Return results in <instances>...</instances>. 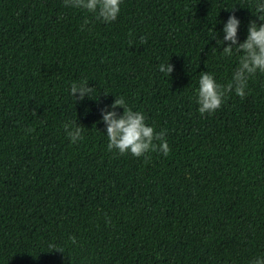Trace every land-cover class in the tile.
<instances>
[{
	"label": "trees",
	"instance_id": "obj_1",
	"mask_svg": "<svg viewBox=\"0 0 264 264\" xmlns=\"http://www.w3.org/2000/svg\"><path fill=\"white\" fill-rule=\"evenodd\" d=\"M250 3L123 0L103 24L62 0H0V264H249L264 253V74L211 115L194 97L201 71L230 78L235 58L212 35L235 11L242 42L262 22ZM167 62L170 76L158 71ZM82 80L95 98L69 94ZM114 94L167 129V156L107 149L100 110ZM68 120L82 142L65 136Z\"/></svg>",
	"mask_w": 264,
	"mask_h": 264
},
{
	"label": "clouds",
	"instance_id": "obj_2",
	"mask_svg": "<svg viewBox=\"0 0 264 264\" xmlns=\"http://www.w3.org/2000/svg\"><path fill=\"white\" fill-rule=\"evenodd\" d=\"M65 7L81 10L91 14L95 21L103 24H111L119 17L123 0H62ZM235 9V7L231 8ZM249 9L258 17L247 24L246 38L241 42L239 30L240 18L231 11L226 21H222V28L214 31L212 39L218 45H222L221 55L225 58H235V67L226 83H221L216 76L209 71H201L196 79L194 90L197 111L200 115H211L222 107L229 95L234 94L244 99L249 94V82L258 74H264V0H251ZM81 31H91L90 22L85 19L80 25ZM222 33L221 38H217ZM146 43L144 37L140 38ZM131 43V42H130ZM158 71L170 76L174 66L160 63ZM94 87L88 85L87 80L73 82L69 94L77 101L93 96ZM78 94V95H77ZM107 94V93H106ZM111 104L101 108L100 121L104 124L107 137V149L116 151L120 155H132L136 158H149L152 152H159L167 156L170 145L167 141V129L156 130L154 124L148 123V118L143 111L134 110L129 106L124 96H117ZM122 108L121 113L118 109ZM65 136L73 145L84 140L83 125L77 120H68L63 124ZM75 244V238L72 237ZM57 249L54 245H49ZM249 264H264V253L257 254Z\"/></svg>",
	"mask_w": 264,
	"mask_h": 264
}]
</instances>
